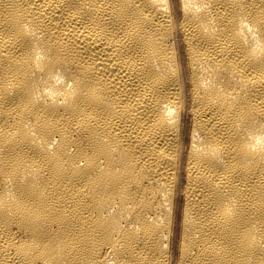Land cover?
<instances>
[{"label":"bare ground","instance_id":"obj_1","mask_svg":"<svg viewBox=\"0 0 264 264\" xmlns=\"http://www.w3.org/2000/svg\"><path fill=\"white\" fill-rule=\"evenodd\" d=\"M0 264H264V0H0Z\"/></svg>","mask_w":264,"mask_h":264}]
</instances>
